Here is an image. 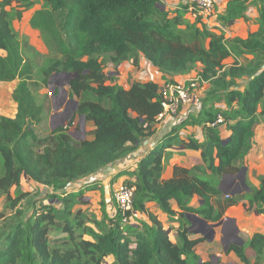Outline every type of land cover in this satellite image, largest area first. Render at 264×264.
<instances>
[{"label":"trees","instance_id":"trees-1","mask_svg":"<svg viewBox=\"0 0 264 264\" xmlns=\"http://www.w3.org/2000/svg\"><path fill=\"white\" fill-rule=\"evenodd\" d=\"M159 1L0 0V83L17 82L11 95L15 116H0V199L4 197L5 206L14 211L0 229V264H105L109 257L111 264H198L195 248L205 239L189 238L186 214L216 223L238 202L229 196L219 205L220 213L212 204L221 195L218 180L238 174L252 148L257 110L264 99V0L227 1L224 12L217 15L222 26L245 19L250 5L258 11V30L246 39L230 41L200 17L193 23L185 19L186 6L179 5L173 15ZM36 4L40 9L30 13ZM28 17L30 28L40 33L53 54L38 72L43 85L52 73L74 75L68 81L69 97L77 100L76 114L92 124V139L75 141L62 127L38 137L43 108L32 92L34 73L20 29ZM246 55L253 59L239 65L237 59ZM232 56L236 63L224 69V61ZM140 57L168 83H174L169 76L186 75L201 66L199 81L211 87L198 114L189 113L174 131L179 135L187 126L202 128V142L189 137L183 144L200 151L201 164L189 169L174 166L172 177L166 178L164 152L169 146L165 144L143 157L135 170L119 175L134 179L125 184L134 188L132 210L145 220L131 223V211L124 216L119 210L110 213L104 200L99 218L87 215L81 208L88 205L85 194L96 190L98 183L89 181L75 191L67 190L131 155L154 134L163 111L157 83L134 81L124 89L104 70V61L113 68L124 62L138 67ZM243 77L246 84L240 91L236 80ZM220 93L227 106L222 113L211 104ZM218 115L224 118L223 128L213 126ZM223 129L230 133L227 139L222 138ZM23 178L50 193L49 203L33 208L27 217L15 211L28 196L21 190ZM259 181L258 189L250 188L241 198L247 197L249 211L264 215V177ZM194 196L203 202L199 209L189 207ZM150 204L179 223L176 243L149 211ZM52 231L65 238L52 240ZM229 252L242 264H252L250 254L254 264H264V236L256 233L243 246L231 245Z\"/></svg>","mask_w":264,"mask_h":264},{"label":"crops","instance_id":"crops-1","mask_svg":"<svg viewBox=\"0 0 264 264\" xmlns=\"http://www.w3.org/2000/svg\"><path fill=\"white\" fill-rule=\"evenodd\" d=\"M32 1L37 2L38 0H32ZM215 1L217 6L215 11V17L213 18V20L210 22L206 17L204 18L200 17L202 23L206 24L207 27L209 28L212 27V30H214L215 33L217 34L222 33L224 35V38L230 41L236 37L240 39H246L249 35L255 33L258 30V22H257L258 11L255 6L250 5L248 7L247 12L245 14L246 15L245 19H238L234 21V23L230 26H222L217 21V15L224 12L228 0H215ZM165 4H166L165 6L162 4L163 5L162 9L170 10V11L176 10L179 5L186 6L187 13L184 16L185 19H187L191 23H193L196 20L195 17L196 13L193 9L194 0H165ZM40 7H41L40 4H36L30 13L40 9ZM174 14L175 13H173V15ZM28 20L29 17L23 20L21 24L23 22H26L28 24ZM252 59H253L252 56L246 55L237 59V63L239 65L245 64L247 61H250ZM235 63H236V59L233 56L229 57L224 61V69L234 66ZM117 69L118 71L120 70L119 73L118 71L117 72L114 71L109 76L114 77L115 80L114 83L122 86L124 89H128L130 87V84L134 81L137 82L152 81L159 85L160 95L162 94L163 86H164L163 83L165 81L160 78V73L158 69L155 68L153 65H151L143 57L139 58L138 67L133 66L130 62H124L121 65H119ZM139 70L141 72L144 71L145 73H148L151 79L145 81L143 80L139 81L138 77L141 74ZM200 70H201V66L197 65L190 73L186 75L169 76L168 80L174 83L188 84L190 81H197L199 79L198 73L200 72ZM227 80H229V78ZM236 83L239 85L238 90L242 91L245 87L246 79L243 77L242 79L236 80ZM201 85H200V89L198 88V95L200 93V95H202L200 98L203 99L211 86L209 83H203V85L202 86ZM194 92L196 93L197 89ZM211 104L214 105L215 108L219 109L220 113H222V111L227 109L224 96L222 93H220L217 96V98L211 102ZM263 110H264V99L262 101V104L258 107L257 110L258 123L254 129L252 148L250 149L249 153L244 157L242 163L240 164L241 169L244 168L245 170L244 172L245 184L249 189L250 188L258 189L260 186L259 179L261 177H264V112ZM198 112L199 110L197 109L196 103L194 104V106L192 104V106L189 107L188 114L192 113L196 115L198 114ZM15 113H16V105H14V114L10 118H14ZM173 120H174L173 118H166L162 121H159L158 124L155 126L154 134L151 137L144 138L139 143L138 148L131 155L126 157L128 158V160L126 159L119 160L114 164L110 165L109 167H107L106 172H104L105 183L106 184L108 183V185L112 183V186L115 187L121 183L133 182L134 179H132V177L130 176H121L119 178L118 176L120 174L135 170L137 163L143 157L148 155L153 150L164 146L165 144L169 146L168 148L165 149L164 152V176L166 178L172 177L174 166H180L189 169L193 166L201 164L200 151L188 150L184 148L183 144L188 143L189 137L194 138L198 142H202L203 141L202 128L197 126L195 127L187 126L180 131L179 135H176V133L174 132L176 124L172 123ZM220 126L221 128H223L224 124ZM93 129L94 128L91 124V131H93ZM221 135L223 139H227L230 133L227 130L223 129ZM235 178L236 175L230 178L223 177L218 180V189L221 192V195L214 198L212 201L216 213L221 212L219 205L227 200L226 196H230L231 198H238L239 200L234 206L229 207L222 213V217L218 222H223V225L222 227L215 229L216 236L214 240L212 242L205 240L195 248V253L199 256L200 263L206 262L208 260V257L211 255V253L213 251L216 252L218 248V244L227 242L228 239L232 236L237 241V243H232V244L240 245V243L243 242L242 246L245 245L251 239V237L256 233L262 234L264 236V215H258L255 212H251L247 209L248 208L247 197L246 198H241V197L244 194H249L250 191H245L243 187L237 189L235 187L237 182ZM36 185L38 184L35 183V186ZM38 186L40 189L45 188L41 185ZM98 188H101V185ZM237 190H241V193L232 197V192ZM98 193L100 192L98 191ZM11 195L14 196V189L11 190ZM2 199H0V209L1 207H5L6 201H4L3 203ZM88 199L89 198H86V201H88ZM202 204H203L202 200L198 196H194L189 203V207L193 209H199L202 206ZM171 205L176 212H179L175 201H171ZM149 211L152 212L155 216H157L159 221L162 223L164 229L168 232V236L170 240L173 243H176L177 229L179 227V223L175 221L173 222L169 221L168 217L165 214H163L158 208V206L155 204L149 205ZM195 215L199 217L198 214ZM205 221L208 224H215L207 220ZM188 223H189L188 228L190 229L191 224L189 221ZM197 228L198 226L193 228V230ZM189 234H190L189 238L192 240L203 238L201 235L191 234L190 232ZM223 253L225 255L227 254L229 257H232L233 259H236L235 261H238L237 264H242L233 252L227 253V250L225 249ZM215 254L221 256L219 252ZM249 260L250 263L252 260L254 262L255 256L253 254H250Z\"/></svg>","mask_w":264,"mask_h":264},{"label":"rangeland","instance_id":"rangeland-1","mask_svg":"<svg viewBox=\"0 0 264 264\" xmlns=\"http://www.w3.org/2000/svg\"><path fill=\"white\" fill-rule=\"evenodd\" d=\"M216 6L217 5L215 4L213 12L207 16V19L210 22L215 17ZM170 12L173 14L175 11ZM20 29L22 31L23 38L27 43V46L25 47L27 48L25 56L32 65L34 73L32 92L37 103L43 108V121L41 125L36 129L38 137H46L53 130L62 127L67 129L68 133L75 141L90 140L92 137L91 124L89 122H86L85 120H81V117L76 114L77 100L75 98L69 97L68 81L70 80V78L67 76L68 74L62 72L52 73V75L48 79L47 85H43V77L39 76L38 72L41 70L45 59L52 57L53 54L44 44L43 39L38 31L32 30L26 22H23L21 24ZM104 70L108 75H111L114 71H118L117 68H113V66L105 61ZM140 73L141 74L138 77L139 81L151 79L148 73H145L144 71H140ZM112 80L113 82L115 81L114 77H112ZM195 82L197 85V92H194V98L184 109L179 110L177 117L173 118V124L177 125L181 120L185 118V116L189 112V107L192 106V104L194 106V104L196 103L198 110L201 108V101L205 97L203 99L200 98L202 95H200V93L198 95V88L200 89V85H203V83L206 82L200 83L199 79ZM167 83L168 82H164L163 84L165 85ZM16 85V81L12 83H0V116L8 118L13 116L15 104L12 101L11 95ZM125 159L128 160V158ZM104 172H106V168L77 181L67 190V192L75 191L78 188L84 187L85 184L89 181H93L98 183V185H101V188H97L96 190L87 192L85 194L84 200H86V198H89L87 201L88 205H82L81 208L87 215L92 214L100 217V202L102 200L105 201L106 211L108 210V212L112 213L113 211L119 210L114 200V190L118 185L113 187L112 183H110V185H108V183L106 184ZM25 179L23 178L21 181V190H23L24 193H27L28 196L17 205L15 211L18 210L19 212L25 213L27 217L29 216L33 208L39 209L41 206L49 203L46 200V196L50 193L48 192L47 188L40 189L38 185L35 186L34 182ZM98 191L100 193H98ZM2 200L4 203L5 198ZM0 210L1 229L4 219H9L11 215H13L14 211H10V209H8L6 206L1 207ZM137 218L145 220V217L143 219V216L141 214L134 213V211L131 210V216L129 217L131 223H136L135 220ZM9 223L10 222H8V224ZM50 238L52 240L62 239L65 238V236L61 235L57 231H52L50 234ZM85 239L89 238L85 237ZM232 243H237L236 239L233 236L230 237L227 242L219 243L216 252L213 251L208 257V260L206 262H201L200 264H237L238 261H235L236 259H233L227 254L225 255L223 253L225 249L227 250V252L229 251L230 246L233 245ZM218 252L221 256L215 254ZM112 261L113 259L109 257L105 259V264H111ZM251 263L254 264L253 260L251 261Z\"/></svg>","mask_w":264,"mask_h":264},{"label":"built area","instance_id":"built-area-1","mask_svg":"<svg viewBox=\"0 0 264 264\" xmlns=\"http://www.w3.org/2000/svg\"><path fill=\"white\" fill-rule=\"evenodd\" d=\"M164 6L165 0H160ZM216 4L215 0H194L193 9L195 11V17L204 18L210 15ZM197 89L195 81H190L188 84L183 83H167L163 86L162 91V113L157 117L158 122L166 118H176L179 110L184 109L194 98V91ZM188 115V113H187ZM186 115V116H187ZM185 116V117H186ZM224 124V118L218 115L214 125ZM227 198L229 196H226ZM114 200L120 212L123 216L126 211H131L134 200V188L121 183L114 190ZM127 222L128 219L124 217Z\"/></svg>","mask_w":264,"mask_h":264},{"label":"water","instance_id":"water-1","mask_svg":"<svg viewBox=\"0 0 264 264\" xmlns=\"http://www.w3.org/2000/svg\"><path fill=\"white\" fill-rule=\"evenodd\" d=\"M70 79L74 77V75L72 74H68L67 75ZM76 106H77V102H76ZM81 120H84V117L81 116ZM244 168H242L240 170V172L238 174H236V188H240L243 187L245 191H250V189L246 186L245 184V175H244ZM241 190H237V191H233L232 192V197L240 194ZM186 219L190 222L191 226L189 229V232L191 234H195V235H201L205 240L212 242L216 236L215 233V229L222 227L223 222H218L215 224H208L204 219H202L201 217L196 216L195 214H186ZM196 226H198L197 229L193 230V228H195ZM243 242L240 243V246H242ZM200 264V262L198 263Z\"/></svg>","mask_w":264,"mask_h":264}]
</instances>
